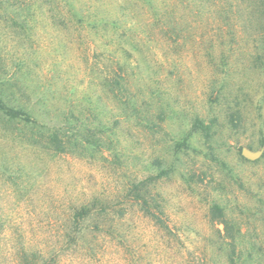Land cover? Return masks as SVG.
<instances>
[{"label":"rangeland","instance_id":"obj_1","mask_svg":"<svg viewBox=\"0 0 264 264\" xmlns=\"http://www.w3.org/2000/svg\"><path fill=\"white\" fill-rule=\"evenodd\" d=\"M257 4L0 0V94L62 127L65 143L0 116V264H264ZM113 79L121 90H105ZM196 117L214 120L208 138ZM164 169L150 188L162 228L128 188ZM213 203L249 247L233 263ZM82 206L92 212L74 218Z\"/></svg>","mask_w":264,"mask_h":264},{"label":"trees","instance_id":"obj_2","mask_svg":"<svg viewBox=\"0 0 264 264\" xmlns=\"http://www.w3.org/2000/svg\"><path fill=\"white\" fill-rule=\"evenodd\" d=\"M257 11L264 15V0H256ZM11 7V11L15 12L14 7ZM18 11V10H16ZM114 77H123L121 75H116ZM104 86L105 90L113 92L115 88L121 90L123 88V79H113L110 82H106ZM121 104L129 110L135 111V104L133 100H127V102L122 101ZM0 116L6 119L7 122L12 123H20L23 125H28L29 127H37L40 129L39 137L42 138L46 143L50 144L55 150L60 148L61 151L64 150L65 143L61 141L59 134H61L62 127L58 125H48L46 123L40 122V120L36 117L35 113L20 104L16 101L5 97L0 94ZM96 121V119H93ZM93 121V122H94ZM97 124H102L101 121H96ZM214 120H211L209 123H205L204 120L196 117L193 119L191 123V130L201 132L205 138L210 136ZM93 126V142L91 146H93V151H99L101 140L96 136L97 125ZM103 126V124H102ZM86 143V142H85ZM90 143L87 141V145ZM177 147H186V137L182 140L181 143L176 144ZM167 174V171L160 170L158 175L154 178L149 177L143 180L134 181L131 186L128 188V193L131 194V198L134 202L138 203L141 211L148 217H150L155 224L165 228V224L162 222L160 215H163V209L161 208V204L151 195V185L154 181L160 179L161 176ZM94 210V209H93ZM153 210L157 211V214L154 213ZM92 212L88 206H82L74 213V218H83L88 216ZM210 218L212 221L216 222V224L222 226L223 237L225 241V251L227 253V258L230 262H234L236 259L240 260L244 252L249 251V247L244 245L241 240V231L240 227L234 225L227 218L226 212L224 208L216 203H213L209 209ZM242 264V263H239Z\"/></svg>","mask_w":264,"mask_h":264}]
</instances>
